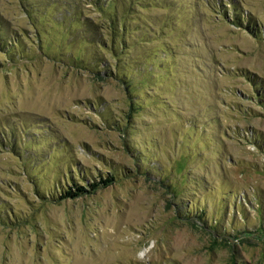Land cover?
I'll return each mask as SVG.
<instances>
[{"label": "rangeland", "instance_id": "374dc122", "mask_svg": "<svg viewBox=\"0 0 264 264\" xmlns=\"http://www.w3.org/2000/svg\"><path fill=\"white\" fill-rule=\"evenodd\" d=\"M0 29V264H264V0H0Z\"/></svg>", "mask_w": 264, "mask_h": 264}, {"label": "trees", "instance_id": "16d2710c", "mask_svg": "<svg viewBox=\"0 0 264 264\" xmlns=\"http://www.w3.org/2000/svg\"><path fill=\"white\" fill-rule=\"evenodd\" d=\"M4 40H5V38L3 36L2 30L0 29V46H2V48L4 50H6V52L12 50L14 48L13 44H15V42L17 41L16 39H14L13 40L14 41L13 44L11 42H9V41H7V44H6L4 42ZM112 181H113L112 179H109V180H104L102 183H92V184H90V188L96 189V188L99 187L100 184H104V186H107ZM72 185H73V188L69 187L68 191L65 192V196H63L64 198L65 197H76V196L88 193L87 185L85 186V185H81V184H78V183H73Z\"/></svg>", "mask_w": 264, "mask_h": 264}]
</instances>
